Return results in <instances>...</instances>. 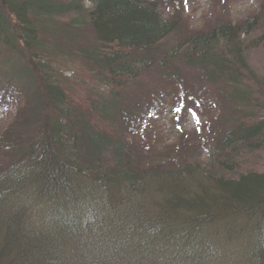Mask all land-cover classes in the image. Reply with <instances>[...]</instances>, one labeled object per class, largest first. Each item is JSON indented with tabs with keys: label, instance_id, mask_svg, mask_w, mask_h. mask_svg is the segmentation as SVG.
<instances>
[{
	"label": "trees",
	"instance_id": "1",
	"mask_svg": "<svg viewBox=\"0 0 264 264\" xmlns=\"http://www.w3.org/2000/svg\"><path fill=\"white\" fill-rule=\"evenodd\" d=\"M88 1L95 44L83 51L112 87L102 100L77 103L44 57L41 38L51 17L81 13L80 0H0V106L22 100L0 133V264L204 263V240L194 231L229 215L264 221V173H234L238 149L264 146V118H237L251 89L240 33L221 23L162 47L180 28L165 0ZM145 74L181 87L182 110L196 104L182 87L193 79L186 88L210 92L223 109L220 126L225 113L232 118L210 168L178 153L137 163L127 131L148 103L124 98ZM154 89L150 98L168 101L170 90ZM195 175L207 185L187 187ZM253 240L250 251L264 264V236Z\"/></svg>",
	"mask_w": 264,
	"mask_h": 264
},
{
	"label": "rangeland",
	"instance_id": "2",
	"mask_svg": "<svg viewBox=\"0 0 264 264\" xmlns=\"http://www.w3.org/2000/svg\"><path fill=\"white\" fill-rule=\"evenodd\" d=\"M165 1L169 4L167 9L170 16L176 19L180 28L161 40L162 47L178 43L186 31L203 32L221 23H229L237 27L243 41L240 52L246 64L242 72L243 81L251 89L247 101L240 104V111L236 116L239 119H254V121L264 118V0ZM80 3L83 8L81 13L69 12L47 20L45 23L48 30L45 35L44 31L42 32L41 40L46 41L43 42L47 49L44 57L50 62L47 61L56 78L62 82L77 103L83 101L86 103V100H102L101 97H105L112 86L103 76L91 70L87 55L83 51L91 49L95 39L88 15L92 5L88 0H80ZM12 19L14 20L15 17L12 16ZM248 19L249 23H246ZM190 79L188 78L182 87L193 93L196 104L191 109L182 110L184 99H182L181 87L173 91L171 85L165 87L164 83L154 80L153 76L149 77L147 74L137 79L138 85L127 86L130 88L127 89V97L124 98L125 93L123 94L122 89H118L125 102L126 99H131L138 103L146 101L148 103L145 109H139L137 115L139 119L127 131L133 139H131L133 145L131 147L139 159L137 163L142 166L146 160H162L173 153H178V156L184 155L179 158L180 160L185 159L187 163H196L206 168H210L214 163L218 153L215 146L216 139L222 127L228 126L232 118L226 121L225 113L221 117L225 124L220 126L216 120L222 115L223 109L210 92L202 97L200 92L186 88L189 84L194 85H191L193 79L189 82ZM154 88L170 90L172 93L168 101L155 102V99L150 98L152 95L148 96L146 93L156 90ZM173 95L177 98H173ZM21 102L22 100H19L8 108L0 106V133L12 122ZM151 108L154 110L151 111ZM118 115L121 118L120 113ZM101 124L105 129L117 128V123L112 126L110 122L108 124L102 120ZM238 152V164L234 173L247 171L264 173V146L253 151L240 148ZM184 183L191 188L207 185L205 179L202 180L196 175L190 179L186 178ZM230 216L234 215H229V220L215 219L204 228H198V231L193 232L196 237L200 236L204 240L200 246L202 252L207 254V260L201 264H261V259L257 256L253 257L255 252L252 254L250 250L254 237L264 236V221L256 222L242 216L233 220ZM176 227L172 230L176 231ZM170 250H175L174 246ZM166 251L158 250V253H155L159 255Z\"/></svg>",
	"mask_w": 264,
	"mask_h": 264
},
{
	"label": "snow or ice",
	"instance_id": "3",
	"mask_svg": "<svg viewBox=\"0 0 264 264\" xmlns=\"http://www.w3.org/2000/svg\"><path fill=\"white\" fill-rule=\"evenodd\" d=\"M200 123V121H199V118L197 117V124H199Z\"/></svg>",
	"mask_w": 264,
	"mask_h": 264
}]
</instances>
